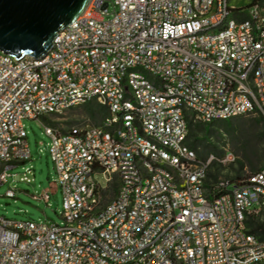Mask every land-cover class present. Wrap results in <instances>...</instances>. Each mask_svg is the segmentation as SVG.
Returning a JSON list of instances; mask_svg holds the SVG:
<instances>
[{
	"label": "built area",
	"instance_id": "obj_1",
	"mask_svg": "<svg viewBox=\"0 0 264 264\" xmlns=\"http://www.w3.org/2000/svg\"><path fill=\"white\" fill-rule=\"evenodd\" d=\"M89 101L96 124L50 118ZM262 110L264 0H88L42 58L0 51V183L44 118L61 193L58 223L0 216V264H264V168L207 193L214 157L185 143L188 119Z\"/></svg>",
	"mask_w": 264,
	"mask_h": 264
},
{
	"label": "rangeland",
	"instance_id": "obj_2",
	"mask_svg": "<svg viewBox=\"0 0 264 264\" xmlns=\"http://www.w3.org/2000/svg\"><path fill=\"white\" fill-rule=\"evenodd\" d=\"M50 118L62 126L92 123V119L82 105L70 107L58 115H51ZM236 118L238 119L232 122L235 130L230 133L221 127L225 126L223 124L216 127L217 136L222 140L220 147L223 152L220 155L214 153L205 155L206 158L211 154L214 157L212 160L222 165L223 169L218 176L221 178L230 170L228 164L234 165L237 160L243 163V175L250 173L253 170L251 167L264 168V110L253 111ZM42 119L45 121L44 118ZM42 119L21 120L30 157L7 169L8 175L5 181L0 183V216L7 219L57 223L61 221V193L48 155L49 138L43 132ZM206 139L215 142L211 135ZM226 152L231 153L233 160L218 161ZM7 188L13 190V197L3 195ZM42 193L48 194L47 201L39 197ZM252 206L256 207V205Z\"/></svg>",
	"mask_w": 264,
	"mask_h": 264
},
{
	"label": "water",
	"instance_id": "obj_3",
	"mask_svg": "<svg viewBox=\"0 0 264 264\" xmlns=\"http://www.w3.org/2000/svg\"><path fill=\"white\" fill-rule=\"evenodd\" d=\"M88 0H0V51L15 58H42L54 35Z\"/></svg>",
	"mask_w": 264,
	"mask_h": 264
},
{
	"label": "trees",
	"instance_id": "obj_4",
	"mask_svg": "<svg viewBox=\"0 0 264 264\" xmlns=\"http://www.w3.org/2000/svg\"><path fill=\"white\" fill-rule=\"evenodd\" d=\"M82 106L85 108L87 115L92 119L93 124H96L104 114L103 109L96 105L93 101L86 102L82 104ZM236 117L214 119L206 124L199 122L196 123L188 119L187 135L185 140L186 145L193 149L196 152V155L201 159H204L207 153L220 155L223 152L222 148L220 147L222 140L221 137L217 136L216 127H220L217 125L223 124L225 126L221 127L226 132L230 133L235 130V126H233L232 122L234 119H238ZM208 135L214 137L215 142L208 141V139H206ZM228 168L230 170L228 173L223 174L224 178L231 181H236L243 176V163L240 160H237L234 165L228 164ZM251 168L253 169L251 172L259 170L254 169L253 167ZM222 169L223 167L219 162L211 160L203 183L206 191H210L214 194L222 191L216 187V182ZM245 223L249 233L255 235L259 240H264V211L260 210L257 214L248 215Z\"/></svg>",
	"mask_w": 264,
	"mask_h": 264
},
{
	"label": "crops",
	"instance_id": "obj_5",
	"mask_svg": "<svg viewBox=\"0 0 264 264\" xmlns=\"http://www.w3.org/2000/svg\"><path fill=\"white\" fill-rule=\"evenodd\" d=\"M203 183H204V182H203ZM204 189H205V188H204ZM205 192H207V193H208V192H210V191H206V190H205Z\"/></svg>",
	"mask_w": 264,
	"mask_h": 264
}]
</instances>
